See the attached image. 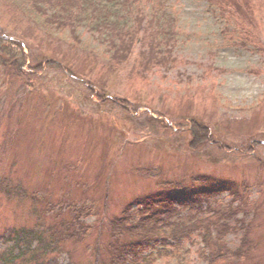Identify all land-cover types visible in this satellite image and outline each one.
Masks as SVG:
<instances>
[{"label":"rangeland","instance_id":"1","mask_svg":"<svg viewBox=\"0 0 264 264\" xmlns=\"http://www.w3.org/2000/svg\"><path fill=\"white\" fill-rule=\"evenodd\" d=\"M151 1L139 0L146 13ZM259 1L250 23L258 50L235 46L234 20L225 23L207 0H160L178 19L174 60L167 53L141 55L137 45L119 64L84 29H78L81 42L75 44L65 31L48 33L33 17L9 16L0 2V37L19 41L25 56L18 78L0 68V181L25 194L9 200L0 194V257L9 231L55 226L59 237L65 220L69 229L79 231L80 224L87 230L61 239L41 264L108 263V245L132 240L111 238L108 225L127 206L160 195L203 205L215 199L217 210L232 200V191L233 205L242 207L236 219L249 228L250 248H242L240 264H264V0ZM192 124L207 130L209 143L193 152ZM203 177L220 189L213 197L198 194ZM67 205L80 209L76 226H70L75 221ZM240 237L227 234L222 242L234 249ZM201 247L193 234L182 240L177 258L156 256V248L142 255L151 254V264H206L197 254Z\"/></svg>","mask_w":264,"mask_h":264},{"label":"trees","instance_id":"2","mask_svg":"<svg viewBox=\"0 0 264 264\" xmlns=\"http://www.w3.org/2000/svg\"><path fill=\"white\" fill-rule=\"evenodd\" d=\"M0 2L9 16L14 15L15 18L26 16L29 20L33 17L48 33L65 31L69 40L75 44L81 42L78 29H84L95 41L104 46L103 52L116 64L124 62L137 45L141 55L150 52L151 58L155 59L161 53L164 56L167 53V60H174L171 58V49H174L179 35L178 19L163 10L164 2L160 0L151 1L148 13L139 0H0ZM207 3L225 23L234 20L237 29L231 32L237 34V37L233 38L235 46L249 51L261 48L260 39L254 36L250 26L255 10L260 7L259 0H207ZM117 8L122 11V15L119 16L113 11V9L117 11ZM226 31L228 30L225 29L224 32ZM24 62L25 56L20 43L0 37V68L4 74L6 71L9 78L20 77ZM189 131L188 146L192 152L209 144L206 129L192 124ZM198 181L199 195L213 197L220 190L215 187L214 179L203 177ZM165 185L169 186V183ZM19 189H10L7 182L0 181V194L7 200L13 198L14 194L25 196ZM230 193L233 196L232 200L226 207L217 210L215 199L203 205L193 199L177 200L175 197L161 198L160 195L136 202L135 208L133 205L127 206L121 216L111 219L108 225L111 238L118 241L126 236L132 240L108 245L110 251L112 250L108 252L112 259L104 264H151L152 255L143 256L142 253L154 248L156 256L171 253L177 258L176 251L180 250L182 240H189L193 234H197L201 239L202 247L197 250V254L206 264H240L245 256L242 248H250L246 238L249 228L236 219L242 207L240 204L233 205L237 194L232 191ZM67 208L75 221L70 226H76L78 223L76 219L79 217L77 211L80 209L74 211L76 208L68 205ZM183 212H186L185 215H181ZM59 224L64 230L62 234H58L61 235L59 237H54L55 226L9 231L7 236H3L8 247L0 257L2 262L41 264L49 251L57 250V244L61 239L78 238L79 231L87 230L81 228L80 224L79 231L69 229V224L65 220ZM68 232L70 236H67ZM237 233L241 234L238 246L234 249L228 248L222 240L227 234ZM170 240L175 241V245L171 244Z\"/></svg>","mask_w":264,"mask_h":264}]
</instances>
